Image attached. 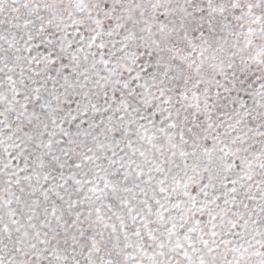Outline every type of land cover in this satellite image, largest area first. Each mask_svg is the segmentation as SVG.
<instances>
[{
  "label": "snow or ice",
  "instance_id": "6c2138e0",
  "mask_svg": "<svg viewBox=\"0 0 264 264\" xmlns=\"http://www.w3.org/2000/svg\"><path fill=\"white\" fill-rule=\"evenodd\" d=\"M0 264H264V0H0Z\"/></svg>",
  "mask_w": 264,
  "mask_h": 264
}]
</instances>
